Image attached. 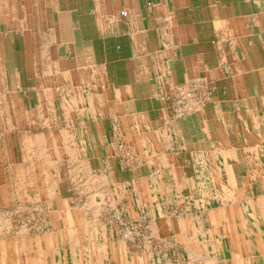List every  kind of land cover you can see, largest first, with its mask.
Masks as SVG:
<instances>
[{
    "label": "crops",
    "instance_id": "1",
    "mask_svg": "<svg viewBox=\"0 0 264 264\" xmlns=\"http://www.w3.org/2000/svg\"><path fill=\"white\" fill-rule=\"evenodd\" d=\"M4 94L22 110L0 98V205L14 203V177L20 198L55 197L51 163L33 173L21 144L43 136L50 150L59 134L97 167L95 194L122 197L134 219L145 209L157 236L176 232L179 264H264V0H0ZM120 143L133 173L115 170ZM190 196L162 230L168 203ZM128 264L156 262L145 252Z\"/></svg>",
    "mask_w": 264,
    "mask_h": 264
},
{
    "label": "rangeland",
    "instance_id": "2",
    "mask_svg": "<svg viewBox=\"0 0 264 264\" xmlns=\"http://www.w3.org/2000/svg\"><path fill=\"white\" fill-rule=\"evenodd\" d=\"M28 97L26 94V100ZM0 98L3 111L6 103L11 104L13 112L17 109V98L8 94ZM34 105L25 102V109H32ZM41 106L42 112L48 115L51 109L63 111L61 103H46ZM40 121L42 125H49L51 120L42 117ZM57 123L60 126L65 125L62 118L57 119ZM69 142L66 149L64 137L58 134L57 143L54 145L56 148L50 147V150L36 153L31 147H27L25 151L24 162L30 171L33 172L31 168L34 163L35 166L38 164L41 175L49 167L55 173L58 181L55 197H47L46 192L42 195L37 192L36 196L28 191L25 197L20 198L21 186L19 184L20 187H17L15 177L11 178V201L14 203L0 205V241L10 242V260L7 264H18V261L21 264H47L46 259H53V256L55 264H128L134 254L140 257L145 252L153 254L156 264H168L170 261L172 264H179L178 257L183 254V249L175 238L176 232L170 231L169 236L162 232L164 235L157 236V228L154 227L156 234L149 228L150 218L145 209L140 210L139 216L134 219L124 209L125 205L120 206L122 197L119 198L116 194L114 199L111 195L113 192L107 191L95 194L93 189H96V184L94 181L89 182L98 176L95 172L97 167L86 166L83 153L76 147L78 144L74 140L72 144ZM118 148V164L115 170L122 175L135 172L138 167L129 164L132 161L130 147L120 143ZM14 153L16 156L17 151ZM40 153V157L36 156ZM42 158L44 161H41ZM46 162L51 163L49 167ZM190 170L195 172V168ZM107 171L110 173L109 169ZM87 179L90 181L87 182ZM104 186L105 189H114L111 182H105ZM194 201V197L190 196L185 200L176 199L168 203L162 216L168 223L162 230L167 231L172 220L176 223L183 218L188 213H185V208L192 209ZM160 217L158 214L155 220L159 222Z\"/></svg>",
    "mask_w": 264,
    "mask_h": 264
},
{
    "label": "bare ground",
    "instance_id": "3",
    "mask_svg": "<svg viewBox=\"0 0 264 264\" xmlns=\"http://www.w3.org/2000/svg\"><path fill=\"white\" fill-rule=\"evenodd\" d=\"M16 105H17V109H15V111H16V113L17 112H20L21 110H22V108H21V104L19 103V101L17 100L16 101ZM5 106H6V108H5ZM4 110L6 111V112H13L12 110H13V107L11 106V104H9V103H6L5 105H4ZM15 108H16V106H15ZM20 108V109H19ZM12 109V110H11ZM14 113V112H13ZM21 114V113H20ZM19 126V125H18ZM21 134H22V132H20ZM37 135V134H36ZM24 138H26V137H24ZM27 139V138H26ZM25 139V140H26ZM21 140L23 141V139L21 138ZM21 141V142H22ZM44 141H45V139L42 137V138H40V137H37V138H35V141H33V140H30V139H27L26 140V143H24V145H23V142H22V144L19 142V144H21L22 146H27V147H31L32 149H33V147H37V149L35 150L36 151V153L37 152H39V151H46L47 149H46V145L44 144ZM52 142H53V140H52ZM47 144V143H46ZM30 148V149H31ZM25 153V152H24ZM33 154V153H32ZM56 154V153H55ZM31 155V154H30ZM37 155H39V157L42 155L41 153L40 154H36V156ZM50 155V154H49ZM46 156L44 155V157L43 158H45ZM28 158V157H27ZM31 158V160H33L32 159V157H30ZM37 158V157H36ZM41 159V161L43 160L44 161V159ZM59 159V158H58ZM35 160V159H34ZM45 161H46V159H45ZM48 161V160H47ZM47 163V162H46ZM38 166H37V168H36V166H32V168H31V170H33V172H35V171H38ZM40 169H42L41 167H40ZM39 169V170H40ZM39 173V172H38ZM102 183V182H101ZM107 183V182H106ZM18 264H21V262H19L18 261Z\"/></svg>",
    "mask_w": 264,
    "mask_h": 264
},
{
    "label": "built area",
    "instance_id": "4",
    "mask_svg": "<svg viewBox=\"0 0 264 264\" xmlns=\"http://www.w3.org/2000/svg\"><path fill=\"white\" fill-rule=\"evenodd\" d=\"M170 100L172 101V105H175L174 107H176V101L173 98H171V96H170Z\"/></svg>",
    "mask_w": 264,
    "mask_h": 264
}]
</instances>
